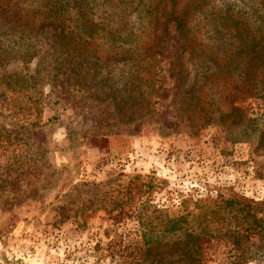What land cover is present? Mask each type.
<instances>
[{
	"label": "rangeland",
	"instance_id": "374dc122",
	"mask_svg": "<svg viewBox=\"0 0 264 264\" xmlns=\"http://www.w3.org/2000/svg\"><path fill=\"white\" fill-rule=\"evenodd\" d=\"M115 9L129 13L130 36L85 40L83 74L55 72L51 37L0 40V264H236L234 232L250 216L201 206L218 194L264 200V48L244 41L264 40V0ZM173 15L194 41L189 53H178ZM93 47L109 51L99 70ZM226 47L233 80L209 59ZM25 48L38 54L19 58ZM232 89L247 95L224 99ZM182 212L191 234L161 230L164 213Z\"/></svg>",
	"mask_w": 264,
	"mask_h": 264
},
{
	"label": "trees",
	"instance_id": "16d2710c",
	"mask_svg": "<svg viewBox=\"0 0 264 264\" xmlns=\"http://www.w3.org/2000/svg\"><path fill=\"white\" fill-rule=\"evenodd\" d=\"M118 3L125 4L127 0H13L10 4L9 1H6L3 7H0V23H3L4 28H6L1 33L7 32L9 36L5 35L0 40H14L12 39L13 35H15V40H23V42L51 37L50 40H56V44L61 46L58 49L54 48L58 51L53 58L55 72L65 73L68 70H73V72L83 74L84 69L87 68L86 66L83 69L84 65L81 60L83 47L86 44L85 40H126L130 36L128 28L130 22L127 19L129 13L123 9H115ZM172 21L174 29L184 37L182 49L178 53H185L187 49H189V53L194 49L195 44L192 40H186L189 36L187 35V29L182 24L181 16L173 15ZM234 23V21H231L229 25H225L226 30L232 29ZM242 30L243 28L240 27L236 32L239 34ZM244 41L252 47L260 42V45L264 48V40ZM92 44L95 46L96 42H92ZM49 46L48 44L47 47ZM93 48L91 58H94L95 61L91 62L90 69H93L96 65V58L105 55V60L109 52L106 49L100 51L96 47ZM3 51L8 53L10 50L5 48ZM45 53H47L46 50L40 52L42 55ZM19 54V58L25 56L31 58L38 54V50L32 52L30 49L25 48ZM235 57L234 50L230 47L224 49V54L218 61L209 55L210 61L216 63L213 67L217 69V74L223 77L227 76L230 80H233L231 70H229L230 61L235 60ZM206 62V60L200 58V63ZM94 69H101L100 64ZM140 71L137 72L140 73ZM241 74L240 82H243L247 72L241 71ZM77 83L81 84V81L79 80ZM184 93L187 94L188 100L193 99L190 92L183 89ZM231 93L233 95L231 99L242 98L247 95L246 90L244 92L242 89H232L226 90V95L223 98H227V95ZM204 115H207L206 119H208V112ZM201 208L205 214H210V216L216 213H225L235 222L240 221L239 218L250 216L249 221L251 222L241 225L234 232V262L239 264L253 260L255 264H260V262L264 264L262 256L264 253V200H252L236 193H231L226 198L218 194L215 198H207ZM257 212L260 214L255 217ZM160 223L161 230L166 233L188 232L191 234L195 226L192 216L189 217L187 212L173 216L164 213ZM197 226H199L198 223ZM239 232H241V239L236 237ZM254 234H256V237H253ZM178 243V241H175L173 245L176 246ZM184 245L187 246L186 243ZM187 248L192 253L193 245H189ZM187 264L193 263L188 260Z\"/></svg>",
	"mask_w": 264,
	"mask_h": 264
}]
</instances>
